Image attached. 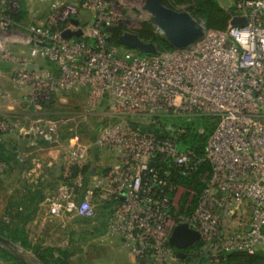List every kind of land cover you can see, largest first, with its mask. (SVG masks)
<instances>
[{"label":"built area","instance_id":"built-area-1","mask_svg":"<svg viewBox=\"0 0 264 264\" xmlns=\"http://www.w3.org/2000/svg\"><path fill=\"white\" fill-rule=\"evenodd\" d=\"M230 3L225 31L196 20L204 35L195 44L150 56L109 42L105 28L125 20L115 0H50L49 22L41 26L14 21L17 7L1 9L0 35L17 27V39L27 36L33 45L30 56L17 59L13 77L30 90L26 106L40 112L53 95L87 91L89 114L104 120L95 146L115 158L110 166H90L95 174L86 186L81 170L90 149L70 139L63 180L46 200L50 217L90 219L100 206L114 205L107 234L121 238L143 264H188L196 257L220 264L228 254L264 253V0ZM236 18L245 26L232 25ZM79 30L78 38L63 37V31ZM39 59L50 67L40 68ZM5 98L0 85V107ZM201 117L215 122L204 157L179 150L186 124ZM59 124L37 120L34 133L56 142ZM20 130L0 114V133ZM75 169L80 172L74 176ZM194 174L201 192L175 183L176 176ZM181 224L197 231L201 244L186 250L182 261L170 245Z\"/></svg>","mask_w":264,"mask_h":264},{"label":"rangeland","instance_id":"rangeland-1","mask_svg":"<svg viewBox=\"0 0 264 264\" xmlns=\"http://www.w3.org/2000/svg\"><path fill=\"white\" fill-rule=\"evenodd\" d=\"M115 1L124 11L125 20L123 24L127 27H134L140 22L155 24L153 16L139 7V0ZM216 1L222 9L228 8L231 4L230 0ZM38 2L34 0V5L36 4L37 7L30 9V12L27 13V21H24L23 26H41L49 22L47 21L50 12L48 4L46 2H39L38 4ZM195 3L196 0H165V4L169 8L186 12L193 19L199 21L193 15ZM6 6L12 7V10L17 7V11L22 9L20 0H0V11L6 9ZM10 30L13 32L22 31L17 27L14 29L12 27ZM12 31L0 35V85L3 87L6 96L2 102V107L3 104L9 107L8 105L11 104V99L14 97L21 99L9 111L16 113L19 118L26 116L27 123L30 124L26 127V131L32 133V136L23 153L18 155V162L21 166L0 170V227L2 223L13 224V226L16 224L17 221L7 215V208L11 199H17L24 195L23 189L26 186L36 189L40 184L47 185V188H44L46 189V198L51 191L58 187L62 170L64 171L62 157L68 150L70 139H74L75 142L90 149L87 166L95 165L98 161L94 160V155L95 151H99V149L95 146L96 140L94 139L97 138L99 129L104 125L101 115L89 114L86 103L88 93L85 90L66 91L53 95L44 104L43 110L40 112L32 106L27 107L31 110H29L30 112L23 107V104L28 105L27 99H30V90L22 89L14 82L13 77L19 67L17 59L30 56L33 45L27 44V36L26 41L13 42H18L19 39L17 38L20 35L17 36ZM24 34L26 35V33ZM28 35L30 36V34ZM8 38L14 40L5 43ZM8 79H10V83ZM4 117L9 120L12 119L6 115ZM46 119L61 123V125L59 124L60 137L56 142H46L34 133V122ZM208 120L209 118L201 117L196 119L195 123H187L186 126L195 125L198 129H202L207 125ZM179 150H185L183 143L179 144ZM99 156V161H103L106 166L115 162L114 156L112 157L110 154L99 151ZM43 204L33 214V220L26 227L29 240L33 245L67 250L72 255L71 264H131L130 257L134 259L136 264L140 262L132 251L125 247L121 238L110 233L107 234L104 227L107 220L99 216V210L96 216L90 219L74 218L75 216L54 219L47 213V208ZM120 241L121 244L117 246ZM18 250L29 264H41L30 251L21 247ZM111 259L114 263L111 262ZM0 264L7 263L0 260Z\"/></svg>","mask_w":264,"mask_h":264},{"label":"trees","instance_id":"trees-1","mask_svg":"<svg viewBox=\"0 0 264 264\" xmlns=\"http://www.w3.org/2000/svg\"><path fill=\"white\" fill-rule=\"evenodd\" d=\"M195 5L196 7L194 6L193 8L194 17L205 21L208 28L217 31H225L228 28L229 14L225 9L221 8L220 4L216 0H196ZM12 17L16 22L24 23V21H27V10L25 6H22V9L17 13H12ZM128 32L138 35L146 43L155 44L158 47L159 52L175 50L164 37L156 34L154 25L148 22H140L134 27H127L124 24L120 25L117 27L116 33L113 36L111 43L121 49H127L119 42V37ZM138 54L141 56H150L141 53ZM214 126L215 122L210 118L207 122V125L203 127L205 129L204 133H200L199 129L195 125L186 126V132L180 136V143H183L185 149L192 150L198 157H204L207 152L208 138L213 131ZM149 130L157 134L160 133V131L155 127L149 128ZM164 132H161V134ZM3 135L4 134L0 133V162L7 167V170L15 168V166L18 165L20 167L21 165L18 162V155L20 152L15 150L12 146L10 147L9 144H4L3 140L1 139V136ZM94 158L96 161L100 159L99 151H95ZM209 170V163H205L204 171ZM81 171L85 177V185L87 186L92 171L90 170L89 166H86ZM79 172L80 171L78 169H75L74 176ZM62 180L63 179L61 177L59 184L62 182ZM176 182L183 187L190 188L197 192H201L204 188V185L199 181L198 174L186 177L176 176L175 183ZM44 188H47V185L40 184V186H38L36 189L26 186L23 189L25 191L24 195H22L20 198H13L9 201L7 215L17 222L14 224V226L13 224L9 225L2 223L0 227V236L9 242V244L0 242L1 261L6 262L7 264H29L26 261L24 255L18 250V248L21 247L26 251H30L42 264H71L72 255L69 251L59 248H44L40 245H33L29 240L26 227L33 220V214L39 210L43 202L46 200V189ZM196 199L197 198H195V200ZM113 206H100L98 208L100 211L99 216L107 220L106 223L104 222L106 232L111 218V210L113 209ZM199 248H201V244H196L193 247L188 248L187 251L193 252L196 249L199 250ZM201 262H203V259L200 257H196L191 261H187L188 264H201ZM221 264H264V253L258 252L255 254H228L226 259H223Z\"/></svg>","mask_w":264,"mask_h":264},{"label":"water","instance_id":"water-1","mask_svg":"<svg viewBox=\"0 0 264 264\" xmlns=\"http://www.w3.org/2000/svg\"><path fill=\"white\" fill-rule=\"evenodd\" d=\"M139 7L153 16L155 26L161 30L164 38L175 50L186 49L195 44L204 35V29L198 26L195 19L188 13L169 8L165 0H139ZM246 20L236 18L232 21L234 26H245ZM79 25L78 21H75ZM106 32L110 34L109 42H112L116 33V27H106ZM82 31H63V37L71 39L80 37ZM119 42L129 50L136 51L145 55H156L159 53L158 47L153 43L144 42L134 33H124L119 37ZM39 45L40 43L34 42ZM34 67L28 66V71H33ZM95 168L92 174H95ZM200 240V234L191 229L188 224L177 226L171 236L170 245L178 250V258L182 261L185 257V251L194 246ZM0 242L9 244V242L0 236Z\"/></svg>","mask_w":264,"mask_h":264},{"label":"crops","instance_id":"crops-1","mask_svg":"<svg viewBox=\"0 0 264 264\" xmlns=\"http://www.w3.org/2000/svg\"><path fill=\"white\" fill-rule=\"evenodd\" d=\"M39 2H41V3L46 2L50 8V0H43V1H39ZM39 2H38V4H39ZM20 3L22 6H25L27 13L30 12V9H34L37 7L36 4L34 5V0H20ZM11 40H14V39L13 38L7 39L5 41V43H7ZM13 42L21 43L22 41H18V42L13 41ZM31 49H32V47H31ZM38 65L42 69H46V68L50 67L48 62L44 59H39ZM12 77H13V75H12ZM8 82L10 83V79H8ZM18 101H21V99H18V98L16 99L14 97L13 99H11V104L8 102V104H10V105H8L9 107H6L5 104H3V107L2 106L0 107V114L1 115H3V116L6 115L8 117H12V119H10V120L13 122H18L21 126V130L17 134L4 135L2 137V140H3L4 144H6V145L9 144L10 147L12 146L15 150H18L20 153H23L25 146L28 145L29 140L31 139L32 133H28L26 131V129H27L26 127L30 125L29 123H27L26 116H22L23 118H19L16 116V113L9 111L11 108H13L18 103ZM11 105H12V107H11ZM23 107L28 111L30 110L27 108L26 104L25 105L23 104ZM5 109H8V110H5ZM16 165H17V163H16ZM46 200H47V198H46ZM46 200L43 202L44 203L43 206H45L47 208V213H48V206H47ZM74 218H78V217H74ZM57 219H64V218H57ZM120 244H121V241L119 243H117V246H119ZM111 262L114 263L113 259H111ZM130 262H131V264H136L132 257H130ZM138 264H143V263L140 261Z\"/></svg>","mask_w":264,"mask_h":264}]
</instances>
